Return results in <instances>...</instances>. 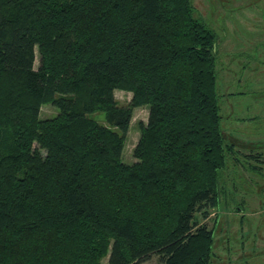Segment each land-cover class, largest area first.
Wrapping results in <instances>:
<instances>
[{"label":"trees","instance_id":"trees-1","mask_svg":"<svg viewBox=\"0 0 264 264\" xmlns=\"http://www.w3.org/2000/svg\"><path fill=\"white\" fill-rule=\"evenodd\" d=\"M219 42L192 0H0V264H210Z\"/></svg>","mask_w":264,"mask_h":264},{"label":"rangeland","instance_id":"rangeland-1","mask_svg":"<svg viewBox=\"0 0 264 264\" xmlns=\"http://www.w3.org/2000/svg\"><path fill=\"white\" fill-rule=\"evenodd\" d=\"M192 4L220 37L216 61L220 124L226 143L235 147L219 171L217 205L207 218L198 213L197 220L213 229L210 264H264V0H192ZM114 96L118 104L126 105L131 93L117 89ZM57 111L45 103L40 116L53 117ZM147 112V106L132 112L122 154L126 163L135 161L132 150ZM89 116L108 125L101 111ZM141 264L161 261L153 254Z\"/></svg>","mask_w":264,"mask_h":264}]
</instances>
